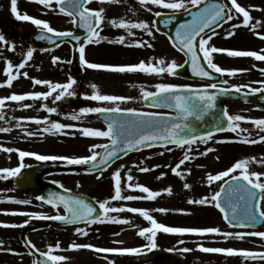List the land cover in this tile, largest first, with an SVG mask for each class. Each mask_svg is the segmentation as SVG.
Masks as SVG:
<instances>
[{
    "label": "snow or ice",
    "instance_id": "6c2138e0",
    "mask_svg": "<svg viewBox=\"0 0 264 264\" xmlns=\"http://www.w3.org/2000/svg\"><path fill=\"white\" fill-rule=\"evenodd\" d=\"M18 0H10L11 12L14 18L18 21L30 22L33 24L41 34L36 36L38 40H48L56 47H60L57 41H64L67 39L76 41V49L79 54V63L86 69L93 70H105L112 73H144L149 75L163 76L165 74L175 76L177 75L178 68L182 67L175 60L170 62L164 58H152L153 62L146 63L141 60L135 65H104L94 62H89L86 59V47L92 44H99L102 41H107L112 44H119L126 47H138V48H153L154 45L149 40L135 39L136 32L134 30H140V32L147 35L149 38L155 37V32L159 31V28H155L144 20H137L132 22L126 19H108L106 17V9L100 7L99 9H92L88 7L93 0H55V4L59 6V13L71 17L70 23L78 25L85 29L86 36L81 40V37L76 35L73 31H59L53 28L50 22L45 20L34 18L27 13H21L17 6ZM31 2V0H30ZM36 3L42 5L44 8L53 10V0H35ZM140 6L146 11L153 13V15L159 19L164 15L161 11L153 12V6L158 9L168 10L170 16L169 19H165L164 23L170 24L171 17H174L181 11L189 13L192 16L190 22L180 24L175 30V38L169 37L173 41V47L179 51L184 52L188 57L185 63H190L192 66L193 74L201 79L207 78L209 81L214 79L213 74H221L228 76H235L237 73H243L249 71V69H232L226 70L218 66L214 62V54L226 52L229 57L233 58H254L255 61L264 62V49L260 51L253 50H227L219 48L211 43L213 37L219 33L216 31L217 27L222 28L224 24L229 23L234 19L243 17L241 23L232 24L231 28L227 31L225 38H229L236 34V29L240 27H250L255 31L259 27H264V22L256 21L251 23L253 17L245 7L241 6L237 0H230L229 4L215 2V0H138ZM101 5H113L120 4L122 0H98ZM195 9V11H193ZM264 11V9H261ZM155 23V22H153ZM105 26H111L116 29H122L126 32V35H119L115 39H109L107 36H102L103 28ZM257 35L261 39H264V35L257 32ZM128 37H133L129 40ZM0 43H3L9 50L15 52L17 45L15 42H10L3 34H0ZM44 51H50V49H44ZM35 49L29 47L26 52L22 53L24 57L18 65H14L11 60H7L5 74L8 77L5 84H0V87H11L13 82L21 75L20 69H24L29 61L32 60ZM3 53H0L2 56ZM203 61V62H202ZM53 65L60 63L71 64V60L64 61L60 57H52ZM253 67H256L253 65ZM13 68L17 69L13 73ZM259 71L264 73V68H259ZM24 77H28V73L25 71L22 73ZM35 85H42L48 88L47 92H31L27 94H11L10 96L0 98V121H6L3 109L6 102H24L26 100L36 101H48L52 98V103L56 104L58 101H64L69 98H75L77 96L76 85L77 80L71 75L68 77V81L65 83L52 82L49 80H41L38 78H32ZM262 86L259 88H252L250 85H232L226 87L229 84L227 79H224L218 85L215 82L208 83L201 87H195L192 85H177L172 83H157L155 85L156 91H144L141 90V95L145 101H149L153 106H163L166 108L174 109L176 115H163L152 112H142L135 108H122L121 105L129 101H132L133 97H125L118 95L102 94L98 86L95 83H91L89 87L93 90L92 94H84L83 99L100 102L101 106L96 107H82L78 110H73L66 115L73 121H78L86 117L88 114H116L120 117H127V119L117 120L113 118L107 124V130H97L89 127L79 128L78 131L84 137H99L106 138L109 143L107 144H93L90 146L89 151L92 153L86 157H64L56 155H44L37 154L29 151L12 149L0 146V151L6 153H12L13 151L18 153L20 163L15 168H3L0 169V178H18L22 170L27 166L24 163L26 157H33L37 161L41 162H57L62 161L67 165H92V168L98 170L100 175L97 176L100 179L103 172L106 171L111 164L119 158L120 153L127 154L131 151H139L143 148H150L159 146L167 152L173 151V148L169 145H174L176 148L184 150L183 158L173 167L171 164L166 165L171 168L172 173L182 180H186L188 175H191V169L187 172L180 171L181 166L186 162L194 160L196 157L193 155L194 151H198L200 156H207L209 153L215 151L212 147H207L205 150L200 151L199 144L207 145L209 141L213 140L216 131H232L235 133L247 132L248 136L240 140L229 141H216V143L223 142H240L246 144H256L264 142V135H260L259 139H252V132L248 128H241L239 122L248 121L247 118L242 115L229 114L227 109L222 113L226 119V126H216L213 130H208L205 134H196L193 132L190 126V121L203 120L208 113L216 108V101L219 95H229L233 91L239 93L242 89L247 88L248 91L244 92V95L254 94L258 92H264V81H259ZM210 90H215L212 92ZM108 106H104V105ZM35 104H23L20 103L21 108H33ZM42 109L46 111L49 116L52 114L61 115L58 107H51L47 103L42 104ZM40 109H37L39 111ZM14 119V118H13ZM37 126L44 125L40 131L44 133L57 134L63 133L66 128H74L75 125L52 121L49 118H27ZM260 133H264V118L250 120ZM16 127L21 128L22 122L17 121ZM12 131L11 127L0 126V133H9ZM68 134V133H63ZM25 135L32 137L36 136L37 132L25 130ZM97 150H102L97 151ZM165 151H161L159 155L163 156ZM99 157V159H98ZM148 157L146 159H150ZM219 159V157H217ZM253 163H258L264 166V157L259 160L256 157L245 158L238 160L231 167L225 171H221L217 174L208 173L206 175V182L209 187L219 181H224L226 177L230 178L226 181L225 186H219V191H215L211 196H204L200 199H189L188 204L208 206L212 205L216 207L222 214L223 219L228 223L230 227H255L261 221H264V172H257L251 170ZM165 165L145 166V161H141L139 164H134L132 167L139 170L141 173H149L154 171L155 168L164 167ZM125 170V166L121 165L115 169L112 173V179L114 181V195L110 198L114 201H136L141 199H147L150 201L156 200L158 197H162L164 194L167 196L173 195V189L171 186L165 188L163 191L152 190L147 186L141 184H133L134 179L132 175V168H128L126 172V181L128 182L126 187L133 191L138 190L140 193L146 194V197L137 195H124V188H122V176L121 173ZM167 173H160L156 179L160 180L165 177ZM54 184H58L57 181H52ZM63 189V193L51 192L47 196L40 195L35 197L37 201L42 204L51 206L56 210V214L44 215L38 213L24 212V211H12L5 212L4 214L21 215L39 220H51L63 222L64 224L77 225L83 223L84 225L91 226L96 223H117L127 224L130 221L127 219H121L118 216H111L112 213H123L125 211L130 213H138L144 220L150 223V227L141 228L138 231V235L148 241L144 247L148 251L154 250L158 247L157 234H175L178 236L195 235L201 238L215 236L222 237L224 241L228 239H236L243 241L246 236L248 237H261L264 238V232L250 231V232H231L222 231L219 227H207V228H186L176 226H166L164 223L158 222L148 210L138 209L136 207H114L110 206L109 200L103 202L98 201L99 209L97 211L91 203L87 202L80 196L72 194L70 189L64 187L63 184H58ZM184 189L191 190L192 185L185 182ZM20 205H31L32 200L23 199L17 200L8 198L7 201ZM224 205H227L225 207ZM63 208V213L60 209ZM154 211L167 214L168 212H178L182 214H191L186 210L175 209L170 210L166 208H157ZM28 220L21 224H9L0 222V227L4 228H16L25 227L28 224ZM75 234L78 236H88L89 232L87 228L76 227ZM114 235H120V233H114ZM116 243H122V241H116ZM179 244H185L184 239L178 240ZM25 246L30 250L29 255L38 256V259H33L32 264H62L68 260L67 257L61 254H55L66 250H81L91 249L96 253H111L113 255H129L140 256L144 252L142 248H103L97 247L92 244H79L73 242L69 245V249H63L60 242L55 245H50L47 250H40L31 240H26ZM198 250L209 254H223L228 257L239 256L243 260L250 258H259L264 260V252H257L244 249H235L232 247H205L203 243H198ZM176 249H168V251H175ZM0 251L8 252L13 255H22V253L16 252L11 248L5 247V242L0 240ZM183 253L192 251L187 247L178 249ZM107 259V257H105ZM108 264H116L115 260H108Z\"/></svg>",
    "mask_w": 264,
    "mask_h": 264
},
{
    "label": "rangeland",
    "instance_id": "374dc122",
    "mask_svg": "<svg viewBox=\"0 0 264 264\" xmlns=\"http://www.w3.org/2000/svg\"><path fill=\"white\" fill-rule=\"evenodd\" d=\"M30 0H18L17 6L18 10L23 13H29L25 11L24 5L28 4ZM34 2L30 3V10L36 18L50 22L51 26L59 31L74 30V25L70 23L71 17L59 13L57 4L53 0V10L44 8L42 5ZM246 8H248L250 15L253 17L251 23H256V21L264 22V0H245ZM24 4V5H23ZM27 5V6H28ZM106 9V14L112 8L117 10H122L121 18L130 20L134 17V13L131 10L130 5H126L125 1L118 5H101ZM99 7V8H100ZM0 8H3L4 12L0 13V24L5 21L6 17L13 16L11 12L10 0H0ZM131 11H129V10ZM167 11V10H166ZM14 17V16H13ZM146 17V14H144ZM107 26L103 28L105 30ZM112 28L111 26H109ZM225 28L219 32L218 35L213 37L211 43L219 48L227 50H253L260 51L264 49V39H261L257 32L264 35V27H259L253 31L250 27L246 28L240 27L236 29V34L229 38H225L227 31L230 29ZM118 30V29H117ZM121 35H126V32L119 29ZM136 32L135 39H145L149 38L140 30H134ZM103 33V32H102ZM112 37L110 39H115ZM154 45L153 48L143 47V51H134L141 56H138L140 60L148 62H153L152 58L157 59L164 58L166 61L170 62L175 60L178 64L181 62V58L175 54L167 45L164 40H152ZM28 45L24 46L21 50L13 51L5 47L3 43H0V52H6L9 54V59H11L14 65H18L24 58L22 56L23 52H26ZM130 49L126 46L119 44L108 43L103 41L99 47L86 48V59L89 62L94 63H123L121 58L129 56ZM134 52H132V55ZM57 56L62 60L67 61L72 59L71 49L68 46H62L54 48L51 51H36L34 52L33 58L28 62L24 69H20L21 75L16 79L11 87H0V98L10 96L11 94L22 91L26 92H47L48 88L42 85H35L32 78H38L41 80H49L52 82L65 83L68 81V77L71 75L77 80L76 91L77 96L81 103L92 104L93 107L101 106L100 102L91 101L83 99L84 94H92V89L89 87L91 83H95L102 94L118 95L125 97H133L132 101L122 104V108H135V109H145L143 105V97L141 95V90L144 91H156L155 85L157 83H172L177 85H192L193 83L182 79H174L170 75H163L160 77L152 75H127L119 76L115 75L112 77L110 75L98 76L97 74L87 71L86 74L78 78L70 72V64L60 63L58 65H53L52 57ZM3 57V55L1 56ZM118 59V60H117ZM134 62L138 60L137 57H131ZM79 63V55L76 58ZM129 62V61H127ZM214 62L218 66L226 70L232 69H249L247 72L237 73L235 76L224 75V79L229 81L226 87L232 85H250L252 88H259L262 85L257 83L259 81H264V73L259 71V68H264V62L255 61L254 58H233L229 57L226 52L214 54ZM7 59H0V84H5L8 77L5 74ZM125 63V62H124ZM255 65L256 67H253ZM17 69L13 68V73ZM28 73V77L23 76V72ZM3 75V76H2ZM242 91H248L247 88L242 89ZM264 93V92H258ZM35 104L33 108H21L18 103H6L3 112L6 117V121H0V126L11 127L12 131L9 133H0V146L12 149H19L24 151H29L37 154L44 155H56L64 157H86L92 153L89 148L93 144H104L105 140L93 137H84L79 131V128L89 127L93 129H103V127L93 120L92 115H88L81 120L73 121L66 115L71 113L73 110L78 112L79 109L67 106L64 101H58L56 104L52 103V98L50 97L48 101H29L27 100L24 104ZM47 103L51 107H58L61 115L49 114L42 109V104ZM108 106V105H104ZM227 111L232 115H242L250 118L248 121L239 122L241 128H248L252 132V139H259L260 133L250 120L264 118V107L256 105H243V104H227ZM37 109H40L37 111ZM14 118V119H13ZM27 118H38L45 119L49 118L52 121H57L65 125L73 124L74 128H66L63 133L50 134L40 131L44 125L37 126L32 123L31 120ZM21 121L22 127L17 128L16 122ZM28 123V124H25ZM25 130L37 132L36 136H26ZM247 132L235 133L229 131L226 134L217 135L213 137V140L209 141L207 145L199 144L196 147L200 151L205 150L207 147H212L215 151L209 153L207 156H200L198 151H194L193 155L196 157L194 160L186 162L181 166L180 171L187 172L191 169V175L187 176L186 180H182L175 176L171 168L166 165L171 164L173 167L183 158L184 150L176 147H172L173 151L167 152L164 149L150 151L148 153H141L139 155H132L130 158L124 159L117 164H115L111 169L103 172L100 179L97 176L100 175H83L80 173L68 174L66 176H56L53 177L55 181L63 184L64 187L70 189L75 193H81L86 195H92L98 198L99 202L104 200L110 201V206L114 207H136L138 209L148 210L153 217L166 226H176V227H186V228H207V227H219L222 231L231 232H250L259 231L264 232V228L261 229H242L230 227L223 219L220 211L212 206H200L191 205L187 201L189 199H200L204 196H211L215 191H219V186H221L224 181L228 178L226 177L224 181H219L214 183L211 187L208 186L206 182V175L208 173L217 174L221 171L227 170L235 162L245 158L256 157L258 160L264 157V142L256 144H246L240 142H223L216 143V141H235L247 137ZM25 137V138H24ZM99 151V150H97ZM161 151H165L163 156L159 155ZM151 157L150 159H146ZM219 157V159H217ZM33 157H26L25 161H29ZM34 159V158H33ZM141 161H145V166L155 165H165L164 167L155 168L154 171L149 173H141L138 169L133 168L134 164H139ZM20 160L18 153L13 151L12 153H6L0 151V169L3 168H15L19 165ZM32 163V162H29ZM121 165L125 166V170L121 173L122 176V188H124V195H137L141 197H146V194L140 193L138 190H131L126 187V172L128 168H132V175L134 177L133 184H141L149 187L152 190L163 191L165 188L171 186L173 189V195L167 196L164 194L162 197H158L154 201L147 199H141L136 201H114L110 198L114 195V181L112 179V173L115 169L119 168ZM251 170L257 172H264V166L258 163H253ZM165 172L167 175L160 180L156 177ZM190 183L192 185L191 190L184 189V183ZM12 178L2 179L0 178V201H7L8 198H13L17 200L29 199L32 200L31 205H20L11 202H0V222L9 224H21L28 220L30 224H35L40 222L39 219H34L21 215H10L4 214L5 212L12 211H24L31 213H38L44 215L56 214V210L48 209L41 205L35 197L37 193L34 192H19L15 191L12 187ZM157 208H166L170 210L181 209L190 212L191 214H182L178 212H168L167 214H162L154 211ZM264 208V205H262ZM61 212V211H60ZM111 216H118L121 219H127L130 222L127 224H117V223H99L92 226H83L87 228L88 232L95 235H104L105 233L111 231L112 233H123V239L129 240L128 244H120V247L127 245H132L136 247H144L148 244V241L140 237L137 233L141 228L150 227V223L144 220L138 213H112ZM110 224V225H109ZM21 227L16 228H4L0 227V240L5 242L6 248H11L16 252L22 253V255H13L8 252L0 251V264H32V258L27 254V252L20 245L18 240V233L21 231ZM130 229L132 232H130ZM81 236L75 234V228H51L45 231L34 233L30 235V239L39 247L40 249L47 250L50 245H55L60 242L63 249H69V245L73 242L79 243ZM184 239L185 244H179L178 240ZM117 238L111 243L118 241ZM106 242L104 246L114 247L116 244H111ZM198 243H203L205 247H223V248H235L244 249L257 252H264V238L261 237H248L246 236L243 241L236 239H228L224 241L222 237L209 236L201 238L195 235H184L178 236L175 234H157V244L160 248L168 247L170 249H176L175 252L183 254L188 264H264V260L257 258H250L247 260L241 259L239 256L228 257L223 254H209L198 250ZM117 247V246H116ZM187 247L192 249L188 253H183L178 251V249ZM55 254H61L68 258L66 262L62 264H108L107 262H101L93 255H88L83 250H66L63 252H58ZM113 259V258H111ZM125 257H118L116 259V264H124Z\"/></svg>",
    "mask_w": 264,
    "mask_h": 264
},
{
    "label": "water",
    "instance_id": "95a60500",
    "mask_svg": "<svg viewBox=\"0 0 264 264\" xmlns=\"http://www.w3.org/2000/svg\"><path fill=\"white\" fill-rule=\"evenodd\" d=\"M170 17H166V19H169ZM182 18V17H181ZM188 15L183 16V19H187ZM179 18H173L171 17V23L170 24H174V22H177ZM180 24H184L183 20ZM174 30V29H173ZM173 30L171 31H165L167 32L170 37L175 38V33L173 32ZM41 34L40 32H37L36 34H34L32 36V41L33 44L31 45L32 48L34 49H51L53 47H55L54 44H52L50 41L48 40H38L36 39V36ZM79 37H81L80 35H78ZM82 40V39H81ZM64 42H68L70 44L73 45V50H76V41L74 40H64V41H57V43L62 44ZM71 71L76 74L77 76H81L82 75V71L75 65L72 64L71 66ZM178 77H186V78H190V79H197V78H192L191 76H195L193 74L192 71V66L190 63L186 64L184 67L180 68L177 70V75ZM214 79L209 81L207 78L205 79H201L198 78V80H203V81H207V82H215L218 83L220 77H218L217 74H213ZM215 92V91H214ZM223 102H241V103H249V104H259V105H264V95H257V94H249L247 96L244 95V93H231L229 95H219L217 97V101H216V108L211 110L208 115H206L204 117L203 120H195L194 118L189 122L190 126L193 129V132L196 134H205L208 130H213L214 127L216 126H226L227 121L226 119L223 117L222 113L224 111ZM67 103L76 106L77 102L74 101L73 99H69L67 101ZM148 105H151L152 103L147 101L146 102ZM166 108V107H164ZM168 110L174 111V109L171 108H166ZM176 115V114H175ZM96 118L103 120L106 124H108L109 121H111L113 118L120 120V119H127V117H120L116 114H98L96 116ZM220 132H225V131H216V133H220ZM155 147H159V146H155ZM151 148V147H150ZM143 149H148V148H143ZM140 151V150H139ZM102 152V151H101ZM132 152H137V151H131L128 152L132 153ZM127 154L125 153H120L119 154V158H117L115 161H117L120 158H123L124 156H126ZM99 159V157H98ZM114 163V162H113ZM112 163V164H113ZM111 164V165H112ZM77 170H82L85 172H94V171H98L92 168V165H69V166H34L30 169H28L24 174H22L19 178H17L16 180V188H23V189H38L44 192V196H47V194L51 193V192H60L61 194H65L63 193V190H60L58 187L50 184V183H46L43 181V177L52 173H56V172H70V171H77ZM225 187L227 186L226 184L224 185ZM88 200V199H87ZM89 203H91L93 206H96L92 201H87ZM225 207H227V205H224ZM60 225H68V224H64L63 222H57ZM48 224V223H47ZM49 224H53L52 222H50ZM48 224V225H49ZM259 227H264V221H261L259 224H257L255 227L252 228H259ZM44 228V226L41 227H30L25 229L23 235H22V241L25 244L26 240H27V233L29 231H33V230H37V229H41ZM251 228V227H250ZM30 251V250H29ZM39 257L36 256V259H38ZM149 262H160L161 264H186L185 262V258L179 254H175V253H170L168 251H161V250H157V251H153L150 254L141 257L139 259H134L128 262V264H145V263H149Z\"/></svg>",
    "mask_w": 264,
    "mask_h": 264
},
{
    "label": "flooded vegetation",
    "instance_id": "af4514ba",
    "mask_svg": "<svg viewBox=\"0 0 264 264\" xmlns=\"http://www.w3.org/2000/svg\"><path fill=\"white\" fill-rule=\"evenodd\" d=\"M124 1H125L126 5H130L131 6V10L134 13V17L132 19H130L132 22H136L137 20H144V21H148L154 27V29L156 28V17L153 15V13H150V12L146 11L144 8H142L140 6L138 0H127V1L124 0ZM215 1L220 2V3L229 4V7L231 6L230 5V0H215ZM237 2L239 4H241V6L246 8L245 0H237ZM113 5H115V4H113ZM100 6H101V4L98 3V0H93V2L90 5H88V7L92 8V9H99ZM246 9H248V8H246ZM121 11L122 10H120V9L117 10V8H112V9H110L108 11V14H106V17L108 19H113V18L124 19V18H121V13H120ZM155 11H161L162 13H166L165 9H158L155 6H153V12H155ZM3 12H4V10L2 9L0 11V13H3ZM29 14H32L31 10H29ZM144 14H146V17H144ZM242 20H243V17L240 16L238 19L232 20V22L237 21L238 23H241ZM17 21L18 20L14 19L11 16L10 17H6L5 21L1 22V24H7L8 25V27H7L8 33L5 34L4 32L0 31V34H3L8 41L15 42V44L17 45V49L16 50H21L24 46H26V45L29 46V44H30V36L36 30V28H34V27L32 28L31 26H28L25 23H23L21 25ZM153 22H155V23H153ZM229 24H230V22L227 23L226 26H228ZM101 35L102 36H107L110 39L112 37V35H113V37H117V36L121 35V33H120L119 29L117 30L116 28H113V27L110 28L109 26H107L105 28V30L103 31V33L101 32ZM128 39L132 40L133 37H128ZM149 39L150 38H145L143 40H149ZM151 39L153 41L155 39L156 40H158V39L159 40H163L164 39V35L159 34L158 32H155L154 39L153 38H151ZM150 42L152 43L151 40H150ZM102 43H103V41L101 43H99V44L88 45L86 48H90V47L97 48ZM128 48L130 49L131 52H129L130 54H127L129 56H125V57L120 59V60L123 61V63H119V64H117V63H115V64L108 63V64H110V65H135V64H138L141 61L138 56H141V55H139L138 53H136L134 51H143L144 49L138 48V47H128ZM15 52H12V54L15 53ZM132 52H134L133 54H135V55H132ZM0 53H3V57L0 56V59L11 60V59H9V54H7L6 52H0ZM133 56L137 57L138 60H135L134 62H130V61H133L131 59V57H133ZM127 61H129V62H127ZM96 73H97L98 76L110 75L112 77H115V75L127 76V75H141V74H144V73H112V72H108V71H98ZM145 75L147 76L149 74H145ZM152 76H156V75L153 74ZM156 77H160V76H156ZM27 93H29V92L22 91L21 93L18 92L17 94H27ZM26 101L20 102V103L24 104ZM6 103L10 104V103H15V102L8 101ZM20 103H18V104L20 105ZM25 124H28V123H25ZM57 175L58 174L53 175V176H49V177H47L45 179L48 180V181H55L53 179V177H56ZM96 175H98V174H95V176ZM36 193H39V192H36ZM94 198H95V200L98 201L97 197H94ZM116 233H118V232H116ZM122 237H123V233H120V235H114V233H112L111 231L105 233L104 235H95V234L89 232L88 236H81L80 237L79 244H92V245H95L97 247H103V248H133V247H136V246H132V245H127V246H124V247H120L119 246L120 244H123V243L128 244L130 242L128 239L124 240ZM117 238H119L118 241H122V243H116V242L115 243H111V241L113 242ZM105 240H106L107 243L110 242L111 244H116V245L114 247L104 246L105 245ZM82 250L86 254L94 253L93 252L94 250H91V249H82Z\"/></svg>",
    "mask_w": 264,
    "mask_h": 264
}]
</instances>
